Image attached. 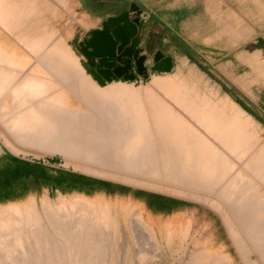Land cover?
<instances>
[{"label": "bare ground", "instance_id": "6f19581e", "mask_svg": "<svg viewBox=\"0 0 264 264\" xmlns=\"http://www.w3.org/2000/svg\"><path fill=\"white\" fill-rule=\"evenodd\" d=\"M10 11L9 3L0 0V26L7 31H12L16 25L11 20L14 14ZM21 39L28 49L39 55L49 73L42 78L19 70L0 48V103L6 96H11L16 106L14 112L2 115L11 135L4 136L6 146L16 154L25 146H33L69 156L107 159L127 168L149 169L153 175H169L197 189H210L223 198V203L237 221L231 226V234L239 244L245 264H264V145L255 150L243 125L236 123L235 119L232 120L236 122H224L221 118H212L211 114L206 118L199 111L190 110L180 99L189 113L197 118V123L212 134V140L199 136L197 128L179 121L168 105L151 103L144 93L129 90L123 82L106 88L96 85L81 66L67 59L68 53L59 45L44 49L40 39L30 44L28 37L22 36ZM52 82L56 86L51 88ZM59 85L67 86L80 100L87 102L91 111L86 112L81 107L72 109ZM4 108L5 105L2 111ZM80 201L84 207L88 206L85 201ZM8 210L7 215H0V230L10 229L19 238L18 246L24 245L20 216H9L17 209L9 207ZM89 210L79 213L74 220L78 229L94 228L95 224L90 221L92 210ZM25 212L29 226L37 216L40 217L32 204L25 208ZM44 212L52 214L54 226L61 230L73 224L64 205L47 207ZM102 222L107 224L105 218ZM135 229L138 238L146 233L157 242L152 228L142 217L135 218ZM94 234L89 235L82 247L86 256L107 245V235L97 240ZM29 237L28 243L39 246L36 236ZM74 246V243L68 246L70 251L75 249ZM38 249L35 248L36 253ZM254 253L257 255L255 259L252 257Z\"/></svg>", "mask_w": 264, "mask_h": 264}, {"label": "rangeland", "instance_id": "374dc122", "mask_svg": "<svg viewBox=\"0 0 264 264\" xmlns=\"http://www.w3.org/2000/svg\"><path fill=\"white\" fill-rule=\"evenodd\" d=\"M70 54L72 56L67 59L72 63L79 64V59L74 52L71 51ZM76 54L83 55L78 47H76ZM81 64L87 66L86 59L81 58ZM90 79L96 85L104 88L122 83L110 82L102 86L95 79L91 77ZM123 83L128 86L129 90L144 93L151 103L168 105L179 121L192 124L197 128L199 136L212 140V134L205 130L204 126L197 123V118H194L189 110L176 99L184 98V105L190 110H197L201 115H204L207 114V106L211 105L210 102H215L218 99L215 94L189 92L187 83L183 84L166 73H160L153 80L149 79L136 85ZM49 86L52 88L56 84L52 82ZM59 87L62 89L61 93H65L66 102L72 109H80L81 107L86 112L91 111L88 103L80 100V97L69 91L67 86L59 85ZM212 95L214 96L212 97ZM9 102L15 108L9 110ZM3 105L5 108L2 111ZM15 109L16 106L11 96H6L0 103V137L3 140L1 143H4L5 135L11 136L2 122L1 113L3 115L14 112ZM259 144L260 140L256 142L257 148ZM8 148L10 149V147ZM18 154L45 163H50L49 159L52 157H58L59 160L53 163L56 166H63L131 187L185 199L198 204V206L183 211L180 213L183 217L174 222L168 220L172 217L171 215H156L148 209L144 202L125 195L95 194L89 196L78 192L63 194L56 191L54 194L45 192L42 196H29L19 201L0 204V215H7L9 207L17 209L15 210L16 213H10L9 216H20L19 221L23 228L21 234L23 237H21L22 242H25L24 245L21 244L22 247L21 245L18 246L19 238L16 237L15 233L13 234L8 228L7 231L3 229L5 232L0 230V234H3V236L0 235V256L3 258L0 257L2 260H0V264H245L238 247L239 244L231 234V226L236 225L237 221L229 212L227 205L223 203V198L210 189H197L190 183L176 180L172 176L153 175L149 169L146 171L135 168V170L124 167V165H115L107 159L105 161L99 158L87 159L69 156L60 151L41 150L33 146H25ZM244 174L248 175L246 171ZM80 200L85 201L88 206L84 207ZM30 204H32L34 211L40 215V217L34 218V221L32 220L33 223L35 221L36 223H31V226L28 222L29 217L25 214V208ZM61 205L66 207L65 213L70 214L69 218L72 223L79 216V213L81 215L82 212H88L91 209L90 221L95 224L94 228L91 230L87 227L86 230H80L74 223L63 227L64 230L54 226L52 214H47L44 210L47 207L52 208ZM136 217L145 219L152 228L157 242L153 241L146 233L141 236L143 239L140 236L137 237L135 231ZM31 218L32 216H30ZM104 218L107 220V224L102 222ZM79 233L80 239L78 238ZM92 234L97 240L102 235H107V245L102 246V250L98 248L91 255L86 256L82 247L85 246L84 243ZM30 235L39 239V246L33 247L32 244L28 243ZM73 243L76 244L74 246L75 251L73 249L70 251L68 246L73 245ZM78 244L80 245L78 246ZM76 247H79L78 250ZM35 248H39L38 253L35 252ZM33 257L36 259L33 260ZM252 257L255 259L257 255L254 253Z\"/></svg>", "mask_w": 264, "mask_h": 264}, {"label": "crops", "instance_id": "0c3cea01", "mask_svg": "<svg viewBox=\"0 0 264 264\" xmlns=\"http://www.w3.org/2000/svg\"><path fill=\"white\" fill-rule=\"evenodd\" d=\"M6 1L16 25L12 31L0 26V48L19 70L42 78L49 73L39 55L25 46L21 37L26 36L28 44L40 39L44 48L59 45L68 53V58L74 52L79 64L74 63L94 79L87 66L81 64V58H85L76 54V47L79 48L91 30L102 28L106 19L129 11L132 17L140 16L142 23L149 26L145 44L149 62L161 50L172 57L173 69L163 72L149 66L147 78L137 76L135 80L111 82L136 85L153 80L160 73L170 74L187 83L189 92L215 94L218 99L207 106L206 118L211 114L212 118H221L224 122L236 120L252 138L255 150L264 145V0ZM13 108L9 102L8 109ZM2 144L0 157L10 152L41 161L16 154ZM53 163L45 164L63 167ZM45 192L50 194L48 189ZM182 217L177 214L168 220L176 222Z\"/></svg>", "mask_w": 264, "mask_h": 264}, {"label": "trees", "instance_id": "16d2710c", "mask_svg": "<svg viewBox=\"0 0 264 264\" xmlns=\"http://www.w3.org/2000/svg\"><path fill=\"white\" fill-rule=\"evenodd\" d=\"M52 157L50 162H57ZM48 189L50 194L59 190L63 194L83 193L132 196L144 202L148 209L162 216L182 213L198 204L173 196L135 188L83 172L53 167L42 161H32L7 152L0 157V204L19 201L32 194L42 196Z\"/></svg>", "mask_w": 264, "mask_h": 264}, {"label": "water", "instance_id": "95a60500", "mask_svg": "<svg viewBox=\"0 0 264 264\" xmlns=\"http://www.w3.org/2000/svg\"><path fill=\"white\" fill-rule=\"evenodd\" d=\"M149 26L140 16L124 11L106 19L102 28L93 29L79 43V50L86 58L87 70L102 86L113 80L147 78L150 55L145 52ZM153 70L170 72L171 56L158 50L152 57ZM3 144L0 142V149Z\"/></svg>", "mask_w": 264, "mask_h": 264}, {"label": "flooded vegetation", "instance_id": "af4514ba", "mask_svg": "<svg viewBox=\"0 0 264 264\" xmlns=\"http://www.w3.org/2000/svg\"><path fill=\"white\" fill-rule=\"evenodd\" d=\"M85 59H86V58H85ZM152 64H153V61H150V63H148V68H149V66L151 67Z\"/></svg>", "mask_w": 264, "mask_h": 264}]
</instances>
